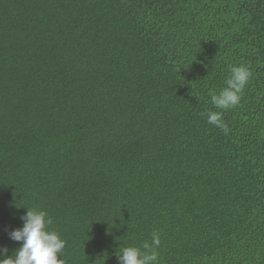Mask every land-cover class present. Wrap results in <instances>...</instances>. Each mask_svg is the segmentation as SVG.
<instances>
[{
  "label": "trees",
  "instance_id": "16d2710c",
  "mask_svg": "<svg viewBox=\"0 0 264 264\" xmlns=\"http://www.w3.org/2000/svg\"><path fill=\"white\" fill-rule=\"evenodd\" d=\"M233 66L251 77L216 109ZM25 207L65 264H119L154 231L158 264H264V0H0L9 256Z\"/></svg>",
  "mask_w": 264,
  "mask_h": 264
},
{
  "label": "clouds",
  "instance_id": "9594fccd",
  "mask_svg": "<svg viewBox=\"0 0 264 264\" xmlns=\"http://www.w3.org/2000/svg\"><path fill=\"white\" fill-rule=\"evenodd\" d=\"M230 72L226 87L219 93H211V103L216 109L229 110L238 106L251 77V71L246 66H233ZM203 115H206L209 124L228 132V126L222 119L223 111H208ZM20 219L23 221L22 227L11 230L9 238L21 242V246L11 256L7 248H0V264H65L63 251L66 241L58 231L50 230L53 221L47 211L26 208V213ZM160 243V234L154 231L151 243L144 242L142 248H123L117 255L119 264H158L156 249Z\"/></svg>",
  "mask_w": 264,
  "mask_h": 264
}]
</instances>
